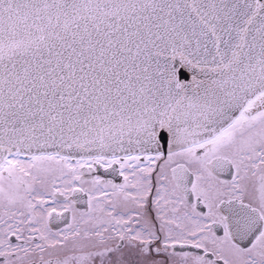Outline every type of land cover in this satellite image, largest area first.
<instances>
[{
  "label": "snow or ice",
  "instance_id": "snow-or-ice-1",
  "mask_svg": "<svg viewBox=\"0 0 264 264\" xmlns=\"http://www.w3.org/2000/svg\"><path fill=\"white\" fill-rule=\"evenodd\" d=\"M0 264H264V0H0Z\"/></svg>",
  "mask_w": 264,
  "mask_h": 264
},
{
  "label": "flooded vegetation",
  "instance_id": "flooded-vegetation-1",
  "mask_svg": "<svg viewBox=\"0 0 264 264\" xmlns=\"http://www.w3.org/2000/svg\"><path fill=\"white\" fill-rule=\"evenodd\" d=\"M97 174L102 175L104 179H112L117 184L123 183V178L120 177L118 174L104 173L102 169L99 170ZM84 199L86 200V196L84 197Z\"/></svg>",
  "mask_w": 264,
  "mask_h": 264
}]
</instances>
